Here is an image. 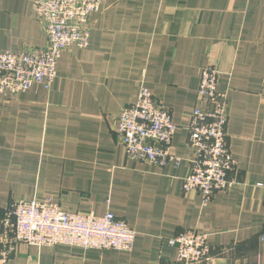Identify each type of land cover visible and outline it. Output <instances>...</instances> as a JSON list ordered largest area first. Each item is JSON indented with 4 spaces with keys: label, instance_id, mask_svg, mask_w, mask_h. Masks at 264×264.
<instances>
[{
    "label": "crops",
    "instance_id": "0c3cea01",
    "mask_svg": "<svg viewBox=\"0 0 264 264\" xmlns=\"http://www.w3.org/2000/svg\"><path fill=\"white\" fill-rule=\"evenodd\" d=\"M32 0H0V52L44 45ZM89 42L61 53L49 87L0 96V259L3 264H176L167 240L206 235L201 264H264V0H102ZM219 71L237 184L202 204L186 192V125L205 66ZM146 86L177 125L163 167L126 157L120 109ZM49 198L90 215L110 211L136 232L130 250L2 239L12 201Z\"/></svg>",
    "mask_w": 264,
    "mask_h": 264
},
{
    "label": "built area",
    "instance_id": "2783aa9c",
    "mask_svg": "<svg viewBox=\"0 0 264 264\" xmlns=\"http://www.w3.org/2000/svg\"><path fill=\"white\" fill-rule=\"evenodd\" d=\"M101 1L32 0V12L42 24L46 42L17 52H0V96L24 92L36 82L49 87L56 77L61 53L88 45V19L100 9ZM218 77L215 66L201 70L196 90L198 106L191 111L186 125L193 156L182 188L198 192L203 205L215 192L238 182L234 176L236 160L227 144V98L217 89ZM176 128L170 111L146 86H141L136 100L120 109L115 131L128 159L163 167L169 162L179 163L170 152ZM1 225L4 241L37 247L65 244L82 249L130 250L136 235L110 211L103 215L71 212L49 198L7 203ZM167 243L176 247V264H201L211 257L206 235L196 230L179 232ZM3 262L0 259V264Z\"/></svg>",
    "mask_w": 264,
    "mask_h": 264
}]
</instances>
